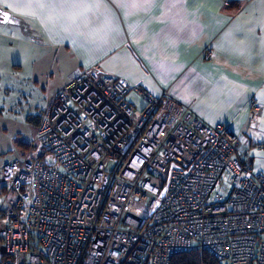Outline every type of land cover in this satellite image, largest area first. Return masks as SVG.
Returning a JSON list of instances; mask_svg holds the SVG:
<instances>
[{"label": "built area", "instance_id": "built-area-1", "mask_svg": "<svg viewBox=\"0 0 264 264\" xmlns=\"http://www.w3.org/2000/svg\"><path fill=\"white\" fill-rule=\"evenodd\" d=\"M128 91L79 67L51 96L27 151L0 168V264H171L190 251L264 264V173L237 136L167 89L137 86L141 107ZM250 109L262 113L254 97Z\"/></svg>", "mask_w": 264, "mask_h": 264}, {"label": "crops", "instance_id": "crops-1", "mask_svg": "<svg viewBox=\"0 0 264 264\" xmlns=\"http://www.w3.org/2000/svg\"><path fill=\"white\" fill-rule=\"evenodd\" d=\"M0 17L31 33L38 61L66 68L53 92L79 67L129 90L167 89L204 122L228 127L264 173V0H0Z\"/></svg>", "mask_w": 264, "mask_h": 264}, {"label": "rangeland", "instance_id": "rangeland-1", "mask_svg": "<svg viewBox=\"0 0 264 264\" xmlns=\"http://www.w3.org/2000/svg\"><path fill=\"white\" fill-rule=\"evenodd\" d=\"M14 22L17 28L0 17V168L22 157L34 141L38 119L66 70L38 61L39 48L28 42L34 40L33 36L22 30L20 21ZM125 99L139 107L143 103L134 89ZM31 155L36 153L32 150ZM44 161L50 163L52 158L46 156ZM132 209L143 215L147 212V207L139 203Z\"/></svg>", "mask_w": 264, "mask_h": 264}, {"label": "trees", "instance_id": "trees-1", "mask_svg": "<svg viewBox=\"0 0 264 264\" xmlns=\"http://www.w3.org/2000/svg\"><path fill=\"white\" fill-rule=\"evenodd\" d=\"M34 121L36 122L37 120ZM214 262V258L210 255L203 254V256H200L196 251L177 254L171 260V264H214Z\"/></svg>", "mask_w": 264, "mask_h": 264}, {"label": "water", "instance_id": "water-1", "mask_svg": "<svg viewBox=\"0 0 264 264\" xmlns=\"http://www.w3.org/2000/svg\"><path fill=\"white\" fill-rule=\"evenodd\" d=\"M5 20H7V21H9V22H11V21H12V19H5Z\"/></svg>", "mask_w": 264, "mask_h": 264}]
</instances>
